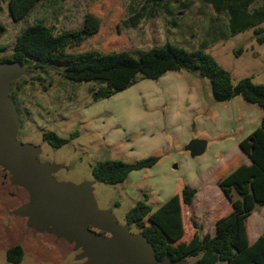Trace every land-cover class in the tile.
Returning a JSON list of instances; mask_svg holds the SVG:
<instances>
[{
	"label": "rangeland",
	"instance_id": "obj_1",
	"mask_svg": "<svg viewBox=\"0 0 264 264\" xmlns=\"http://www.w3.org/2000/svg\"><path fill=\"white\" fill-rule=\"evenodd\" d=\"M178 1L47 0L16 22L10 16L9 0H0V25L5 28L0 38V61L12 56L17 37L28 26L42 21L57 32L77 30L89 5L99 3L108 16L107 24L118 25L125 37L101 34L100 51H128L139 57L166 43L189 51L204 49L231 73L235 83L250 77L256 84H264V43L257 41L254 28L231 36L228 16L217 14L202 0ZM259 5L261 1L254 6ZM240 49L243 53L237 55ZM32 71L23 69L10 88L9 96L16 102L22 123L16 140L39 147L40 164L62 166L54 175L58 183L79 186L92 182L99 210L111 212L131 235H140V231L128 228L126 214L144 193L157 210L162 202L190 186L201 190L196 205L210 215L204 212L200 219L195 218V209L183 205L187 240L195 222L208 227L202 232H214L215 220L231 209L215 175L235 159L245 164L249 161L236 145L240 133L226 136L233 132L228 122L236 112L252 124L258 113L262 114L258 106L242 97L232 104L216 102L209 80L186 71L183 76L170 72L158 80L139 78L129 89L98 101L93 97L102 87L99 84L66 80L55 66ZM198 89L202 102L195 100ZM46 131L69 138L70 143L55 149L44 141ZM194 135L204 138L209 146L200 157H192L185 149ZM152 155L161 157L156 166L131 173L122 184L106 185L93 177L97 161L134 162ZM31 202L30 191L14 184L12 173L0 166V264H13L7 260V251L17 245L25 250L20 264H89L86 248L58 234L51 224L35 225L30 217L20 214ZM247 228L250 243L264 234V207L250 216ZM99 233L112 238L109 233ZM189 262L193 260L181 264Z\"/></svg>",
	"mask_w": 264,
	"mask_h": 264
},
{
	"label": "trees",
	"instance_id": "obj_2",
	"mask_svg": "<svg viewBox=\"0 0 264 264\" xmlns=\"http://www.w3.org/2000/svg\"><path fill=\"white\" fill-rule=\"evenodd\" d=\"M42 1L47 0H9L11 18L16 22L23 20ZM202 1L211 5L217 14L228 16L231 36L254 28L257 41L264 43V28L261 27L264 0ZM259 1L261 5L255 7ZM106 17L103 6L92 3L77 30L57 32L55 27L42 21L30 25L17 37L12 56L0 63H21L29 72L55 66L66 80L101 85L94 101L129 89L139 78L158 80L170 72L186 71L209 80L216 102L242 97L258 106L263 111L261 126L240 143L252 164L235 159L215 175L233 207L216 222L215 235L202 236L195 222L196 232L187 240L183 205L191 206L197 195V190L189 186L157 210L152 208L145 195L127 212L126 223L130 230L135 227L145 236L161 261L168 258L172 262L193 260L186 264H264V234L251 244L247 228L250 216L257 208L264 207V84H256L250 77L235 83L231 73L204 49L189 51L166 43L143 52L139 57L128 51H100L97 45L103 41L101 34L122 36L119 26L108 25ZM4 30L0 25V38ZM241 53L242 49L236 52L237 55ZM43 139L55 149L71 140L54 131L44 132ZM160 160L161 157L156 155L134 162L100 160L94 164L92 174L96 182L115 186L126 182L132 172L153 168ZM24 258L25 250L20 245L7 251L10 263L20 264Z\"/></svg>",
	"mask_w": 264,
	"mask_h": 264
},
{
	"label": "water",
	"instance_id": "obj_3",
	"mask_svg": "<svg viewBox=\"0 0 264 264\" xmlns=\"http://www.w3.org/2000/svg\"><path fill=\"white\" fill-rule=\"evenodd\" d=\"M23 69L21 63H0V166L12 173L14 184L24 186L32 194L31 205L24 207L20 214L30 217L35 225L51 224L58 234L86 248L91 258L89 264L185 262H172L168 258L159 260L143 234L131 235L111 212L99 210L93 196V183L79 186L58 183L54 175L62 166L40 164L41 149L16 140L22 123L16 102L9 93L12 82ZM206 149L207 142L203 139H195L186 147L192 157L202 156ZM99 231L111 234L112 238H103Z\"/></svg>",
	"mask_w": 264,
	"mask_h": 264
},
{
	"label": "crops",
	"instance_id": "obj_4",
	"mask_svg": "<svg viewBox=\"0 0 264 264\" xmlns=\"http://www.w3.org/2000/svg\"><path fill=\"white\" fill-rule=\"evenodd\" d=\"M31 13H32V11H31ZM185 71H183V72H178L179 73V75H182L183 76V74H185L184 73ZM162 78V77H161ZM190 81L191 82H193L191 79H190ZM195 84V83H194ZM193 84V85H194ZM192 89H194V87L192 86ZM196 94V93H195ZM200 97H201V89H200V91H199V89L197 90V94H196V98H195V100L197 101L198 100V102L199 101H201L200 100ZM238 97H236V98H234V99H232L231 101H228V103H230V104H232V103H234L235 102V100L237 99ZM202 102V101H201ZM236 111V110H235ZM259 115V118L256 120V121H254V122H252V124H248V121L246 120L247 118H244V117H242L240 114H237L236 112H234V115L232 114L231 115V118L233 119V121H232V119H231V121L230 122H228L229 123V126H228V128H229V130L230 131H233V132H230V133H225L226 134V136H235L238 132L240 133V135H239V137L236 139V145L243 151V149L240 147V143L245 139V138H247L251 133H253L256 129H258L260 126H261V122H262V117H263V111H262V114H260V113H258ZM228 128H227V130H228ZM192 139V141L193 140H195V139H203V140H205L204 138H201V137H196L195 135L191 138ZM206 141V140H205ZM207 142V141H206ZM189 145V144H188ZM186 147H187V145H186ZM208 144H207V149H208ZM186 149V148H185ZM207 149H206V151H207ZM225 151H227L226 149H224V151L223 152H225ZM223 152H219V154H221V153H223ZM244 152V151H243ZM245 153V152H244ZM246 154V153H245ZM247 155V154H246ZM248 156V155H247ZM248 158H249V161H248V163H246L247 165H251L252 164V161H251V159H250V157L248 156ZM219 159H221L220 157H219ZM136 172V171H135ZM133 173V172H132ZM131 175V174H130ZM128 180V179H127ZM92 183V182H91ZM94 185V184H93ZM216 185L221 189V187L218 185V183H217V181H216ZM190 187V186H189ZM192 188V187H191ZM194 189H196V188H194ZM93 190H94V188H93ZM183 190V189H182ZM197 190V195H196V197H195V200H194V202H193V204L191 205V206H187V207H189V208H194L195 209V218H198V219H200L201 218V216H202V214H204V212H207L208 214H209V212L208 211H203L202 209H200L199 208V206H197L196 204H197V202H198V196L200 195V193H201V190H199V189H196ZM221 191L223 192V190L221 189ZM181 193H182V191H181ZM180 193V194H181ZM223 194L225 195V193L223 192ZM147 196L148 197V199H149V196L146 194V193H144L143 194V197L144 196ZM225 197L227 198V196L225 195ZM227 200L230 202V200L227 198ZM167 202V201H166ZM163 204L165 203V202H162ZM230 205H231V209L229 210V212L233 209V207H232V204H231V202H230ZM194 211V210H193ZM210 215V214H209ZM221 217V216H220ZM183 219H184V223L186 222V220H185V217H184V214H183ZM213 218L212 217H210V220H212ZM220 218H217L216 220H215V222H214V227H213V229H214V232L212 233H209V234H211V235H215L216 233H217V227H216V222L219 220ZM198 224V226L200 227V229H201V235L202 236H205L206 234H208V232H202L203 230L202 229H208V227L206 226H203L202 225V223H197ZM196 232V228H194V231H192L191 233H189L190 235H189V238L190 237H192V235L194 234ZM259 238V237H258ZM257 240V239H256ZM256 240L253 242V243H255L256 242ZM253 243H251V244H253Z\"/></svg>",
	"mask_w": 264,
	"mask_h": 264
}]
</instances>
